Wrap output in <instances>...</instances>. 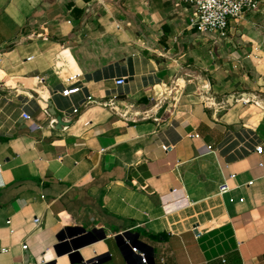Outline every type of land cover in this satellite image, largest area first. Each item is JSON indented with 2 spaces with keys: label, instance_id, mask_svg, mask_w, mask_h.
I'll return each mask as SVG.
<instances>
[{
  "label": "crops",
  "instance_id": "crops-1",
  "mask_svg": "<svg viewBox=\"0 0 264 264\" xmlns=\"http://www.w3.org/2000/svg\"><path fill=\"white\" fill-rule=\"evenodd\" d=\"M260 4L0 0V264H264Z\"/></svg>",
  "mask_w": 264,
  "mask_h": 264
},
{
  "label": "built area",
  "instance_id": "built-area-1",
  "mask_svg": "<svg viewBox=\"0 0 264 264\" xmlns=\"http://www.w3.org/2000/svg\"><path fill=\"white\" fill-rule=\"evenodd\" d=\"M187 4L190 11V23L196 27L197 31L201 34H217L220 37L226 35L227 24L230 20H237L243 17L246 12L261 11L260 0H181ZM116 85H123L125 79L123 77L115 79ZM79 90L78 87L65 88L60 93L63 96H69L72 93H76ZM89 100L90 97H87ZM78 111L77 108L72 110L73 113ZM20 117L25 120H30L31 117L26 112L21 111ZM49 124L52 126L53 121L50 120ZM198 137V135H194ZM164 149H166L164 147ZM208 151H212V147L208 145L206 147ZM254 150L257 154H261L263 147L261 145H255ZM234 174H230L229 178H234ZM230 191V185L226 180L218 185V193L223 195ZM243 200V199H241ZM10 221L7 220L6 223ZM33 223L35 226H39V219L34 217ZM196 236H199L196 233ZM27 242L21 244V249H27ZM144 260V259H142Z\"/></svg>",
  "mask_w": 264,
  "mask_h": 264
},
{
  "label": "water",
  "instance_id": "water-1",
  "mask_svg": "<svg viewBox=\"0 0 264 264\" xmlns=\"http://www.w3.org/2000/svg\"><path fill=\"white\" fill-rule=\"evenodd\" d=\"M229 99H231V98H229ZM60 234H59V236H57L58 241H60ZM101 236L103 237L104 235L102 234ZM119 237H121V234L117 235V238H119ZM58 244H60V242ZM123 256H124V259H126L124 254H123ZM103 260L104 259H101L100 257H94V258H91V259H88V260H83V262L81 264H103V262H104ZM128 261H129V259L127 258V262Z\"/></svg>",
  "mask_w": 264,
  "mask_h": 264
}]
</instances>
